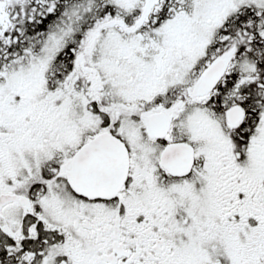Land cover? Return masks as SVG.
Instances as JSON below:
<instances>
[{"label": "snow or ice", "instance_id": "6c2138e0", "mask_svg": "<svg viewBox=\"0 0 264 264\" xmlns=\"http://www.w3.org/2000/svg\"><path fill=\"white\" fill-rule=\"evenodd\" d=\"M0 264H264V0H0Z\"/></svg>", "mask_w": 264, "mask_h": 264}]
</instances>
